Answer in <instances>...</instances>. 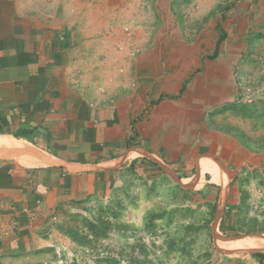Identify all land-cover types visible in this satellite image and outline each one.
<instances>
[{"label": "crops", "instance_id": "obj_1", "mask_svg": "<svg viewBox=\"0 0 264 264\" xmlns=\"http://www.w3.org/2000/svg\"><path fill=\"white\" fill-rule=\"evenodd\" d=\"M174 2L0 0V264H63L66 214L131 179L237 229L240 173L264 164L250 149L264 118L235 110L264 52V0L201 29L204 53ZM253 254L240 264L264 263Z\"/></svg>", "mask_w": 264, "mask_h": 264}, {"label": "rangeland", "instance_id": "obj_2", "mask_svg": "<svg viewBox=\"0 0 264 264\" xmlns=\"http://www.w3.org/2000/svg\"><path fill=\"white\" fill-rule=\"evenodd\" d=\"M242 1L176 0L172 5L180 13L178 23L193 31L187 43L199 45L204 53L211 52L215 36L211 29L210 35L199 36L201 29L222 14L227 17ZM258 57L260 64L252 73L246 72L250 85L264 75V52ZM252 172L240 173L244 175L238 180V230L234 232L220 231L214 226L213 209L194 205L186 194H168L144 183L137 186L131 179L129 190L115 194L108 204L88 202L91 206L66 214L65 232L79 243L63 264H240L256 251L229 252L219 243L227 238L264 236V164ZM94 224L98 228L93 232L89 226Z\"/></svg>", "mask_w": 264, "mask_h": 264}, {"label": "trees", "instance_id": "obj_3", "mask_svg": "<svg viewBox=\"0 0 264 264\" xmlns=\"http://www.w3.org/2000/svg\"><path fill=\"white\" fill-rule=\"evenodd\" d=\"M225 40V36L221 35L220 39L217 43V47ZM235 110L239 111L243 116H248V117H256V118H260L263 119L264 118V99L258 101L255 104L252 105H247L245 103H241L238 102L235 105ZM245 138V136H243ZM244 138L242 139V142L244 143ZM253 143V146H250V149L255 151V152H264V137L262 139H257L256 141H251V144ZM103 222L100 221V224H102ZM106 224V223H105ZM91 228V230L94 232V230H97V226L94 225H90L89 226ZM238 230V228H237ZM67 235L76 243H79L78 240H76V238L73 235H69L67 233ZM253 257L256 258H260L261 260L264 259V254L260 253V254H253ZM240 263V262H239Z\"/></svg>", "mask_w": 264, "mask_h": 264}, {"label": "bare ground", "instance_id": "obj_4", "mask_svg": "<svg viewBox=\"0 0 264 264\" xmlns=\"http://www.w3.org/2000/svg\"><path fill=\"white\" fill-rule=\"evenodd\" d=\"M219 246L229 252L264 250V236L244 237L233 241L220 242Z\"/></svg>", "mask_w": 264, "mask_h": 264}, {"label": "built area", "instance_id": "obj_5", "mask_svg": "<svg viewBox=\"0 0 264 264\" xmlns=\"http://www.w3.org/2000/svg\"><path fill=\"white\" fill-rule=\"evenodd\" d=\"M128 33L132 32L131 28H127ZM264 99V82L259 85H246L241 87L240 101L245 104H255Z\"/></svg>", "mask_w": 264, "mask_h": 264}, {"label": "water", "instance_id": "obj_6", "mask_svg": "<svg viewBox=\"0 0 264 264\" xmlns=\"http://www.w3.org/2000/svg\"><path fill=\"white\" fill-rule=\"evenodd\" d=\"M250 237H253V236H250ZM227 239H228V241H233V240H236V239H239V238H227Z\"/></svg>", "mask_w": 264, "mask_h": 264}]
</instances>
